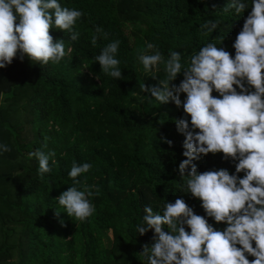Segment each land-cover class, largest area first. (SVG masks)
Instances as JSON below:
<instances>
[{
    "label": "trees",
    "instance_id": "16d2710c",
    "mask_svg": "<svg viewBox=\"0 0 264 264\" xmlns=\"http://www.w3.org/2000/svg\"><path fill=\"white\" fill-rule=\"evenodd\" d=\"M136 1L137 12L127 18L133 5L122 0H60L62 6L84 12L74 26L81 33L79 40L72 41L68 32L51 30L54 39H63L65 57L58 64L42 65L18 56L0 69V145L11 149L0 151V204L10 206L6 213L10 216L13 211L11 219L21 227L19 245L11 246L10 237L19 230L4 229L10 247L5 251L18 252L19 264H146L142 246L153 242L154 232L140 235L136 230L146 205L159 211L167 200L183 196L197 214H205L198 199L182 193L184 180L178 174V165L185 159L184 135L175 121L184 115L183 109L154 98L149 102L150 94L140 85H157L167 74L163 64L145 71L138 57L152 54L144 50L153 43L165 59L170 50L179 51L182 64L187 65L204 44L220 46L221 41L234 56L232 45L250 7L237 16L234 10L223 12L228 0ZM211 20L221 23L207 33L201 25ZM97 25L108 37L94 47L91 37ZM117 39L123 75L119 80L106 75L95 61L101 49ZM181 79L182 74L175 83ZM22 108L29 110L32 128L24 142L19 138L24 128L14 136L6 126L14 118L21 120ZM37 149L56 153V163L49 161L52 171L43 178L38 160L29 156ZM222 155L209 153L194 163L201 172L221 167L234 172L235 162ZM20 157L25 160L18 164L20 168L27 166V159L33 161L26 186L24 178L14 175L17 165H11ZM73 161L92 165L78 179L82 185H95L94 193L98 189L90 197L95 212L83 222L69 217L58 204L60 193L73 184L68 176ZM209 222L217 228L225 226L211 218Z\"/></svg>",
    "mask_w": 264,
    "mask_h": 264
},
{
    "label": "clouds",
    "instance_id": "9594fccd",
    "mask_svg": "<svg viewBox=\"0 0 264 264\" xmlns=\"http://www.w3.org/2000/svg\"><path fill=\"white\" fill-rule=\"evenodd\" d=\"M249 7L232 45L234 56L221 41L220 46L204 44L187 65L182 64L179 51L170 50L165 59L153 43L144 50L152 54L138 57L145 71L163 64L167 74L157 85H140L150 94L149 102L154 98L183 109L184 115L175 121L184 135L185 159L178 165L184 180L182 193L198 199L205 213L197 214L183 196L167 200L159 211L146 205L136 226L140 235L154 232L153 242L142 246L146 264H264V0L250 4L228 0L223 12L234 10L238 16ZM83 16L82 10L62 6L60 0H0V69L18 56L21 61L26 56L42 65L58 64L66 55L65 44L54 39L51 30L68 32L77 41L81 33L74 26ZM220 23L207 21L201 28L211 33ZM107 37L97 25L91 44L95 47ZM120 43L118 39L109 42L95 57L102 71L116 80L123 76L117 58ZM181 74L183 79L175 83ZM182 93L186 94L183 99ZM10 150L0 145V151ZM209 153H222V159L235 162V171L223 167L198 171L194 161ZM55 155L42 149L29 153L39 162L41 178L52 171L49 161L55 164ZM91 167L88 162L73 161L68 172L73 184L58 196L68 216L82 222L94 214L90 197L98 194V189L93 192L95 185H82L78 179ZM209 218L225 226L217 228Z\"/></svg>",
    "mask_w": 264,
    "mask_h": 264
},
{
    "label": "rangeland",
    "instance_id": "374dc122",
    "mask_svg": "<svg viewBox=\"0 0 264 264\" xmlns=\"http://www.w3.org/2000/svg\"><path fill=\"white\" fill-rule=\"evenodd\" d=\"M122 2L127 5V4H132L133 8L130 6L129 7V11L127 12V18H132L133 16V12H137V8L139 6V1L136 0H122ZM129 26H132V24L129 23ZM14 69V67L12 68ZM11 71V70H10ZM6 74V73H5ZM7 75V74H6ZM3 82V81H2ZM22 110L25 112L24 115L21 117L20 121L14 120L12 122H8L6 124V126H9L10 131L12 132V134L14 136H17V133L19 134V130L24 128V134H22V137H19L20 140L23 141V137L25 136V134H27L28 132H30L32 130L30 123H29V118L31 117V115L28 112L29 110L27 108H22ZM24 118V120H23ZM27 121V124L25 123ZM16 133V134H15ZM24 140H28V138L26 137ZM30 140V138H29ZM28 140V141H29ZM25 162V160L23 158H17L12 160V166L15 167L17 165V169L16 172L14 173L15 176H21L23 179L22 183L26 186L27 183H24L28 177H29V165H32L33 161L27 159L26 162H28L27 166L25 167H19L18 164ZM8 187H5L4 190H7ZM12 194V193H11ZM15 195V194H13ZM27 200V199H26ZM28 201V200H27ZM8 209H10V206L8 204H0V249L3 250L2 254L3 256H1V261L2 264H19L20 263V256L19 253L16 251H9L6 252V248H10V247H6L8 244V241H4V235H5V231L4 229L8 228V229H13L14 227H16L19 232L16 233V235L11 236L10 238L12 239V241H10V246L13 244H18L20 242V232H21V227L20 224H16L14 225L13 220L11 219V215L8 216V213H6L8 211ZM9 212V211H8Z\"/></svg>",
    "mask_w": 264,
    "mask_h": 264
}]
</instances>
